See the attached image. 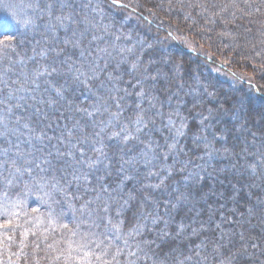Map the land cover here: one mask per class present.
Segmentation results:
<instances>
[{
  "label": "trees",
  "instance_id": "trees-1",
  "mask_svg": "<svg viewBox=\"0 0 264 264\" xmlns=\"http://www.w3.org/2000/svg\"><path fill=\"white\" fill-rule=\"evenodd\" d=\"M40 1H42L41 5L45 2H53V0ZM102 1L109 9L114 10L115 19L125 20V23H120L126 25L133 33L142 35L146 40L140 42L136 39L135 44L141 45L140 53L136 50L120 64L117 72H113L114 75L121 77L117 81L118 87L122 89L118 95L124 97L120 101L122 110L120 122L128 123L130 130L134 131L131 120L135 119L137 111L144 110L148 127L138 133L143 143L133 140L124 145L117 140L107 139V134H104V150L108 154V159L104 163L91 169L84 164H77L76 160L80 159V153L78 149H74L75 159L66 155L61 156L63 161L54 160L58 157L49 159L52 163L42 165L48 168V171L42 175L47 176L48 179L55 176L56 180L66 188V195L72 199V203L77 208L86 201H95L90 208L97 209L94 215V219L100 225L95 229L97 232L105 230L106 221L101 219L105 216L112 218L113 221L123 220L125 231L137 223L145 225L143 235L138 236L137 239L154 241L145 245V249L149 256L163 260L164 264H176L177 257L180 259L189 255L195 257L198 243L202 240L207 243L212 238L216 239L227 230L232 236L222 249L225 257L231 259V264H262L264 251L252 245L261 243V246L264 243V232L257 228L262 221L264 208L254 205L255 191L250 190V193L248 190L246 192L238 190L235 195L229 185L231 181L234 183L236 180L245 182V179L251 178V175H237L228 167L221 174L215 175V172L212 173L207 167L212 163L213 170L224 168L228 164L227 161L218 160L215 154L221 155L222 151L231 153L234 150L240 151L242 143L250 134H264V58L250 60L249 55L239 56L237 52L239 50L225 49L227 53L237 58V62H241V65L234 63H229L227 67L218 65L214 59L197 54L181 44L180 40L178 41L179 36L176 33H186L190 35L189 39L194 45L224 47L217 41L200 42L203 36L207 37V30L205 31L200 21L195 18L190 19L182 16L181 13H172L171 17L168 16L167 22L158 24L156 23L158 19L155 20V12L151 13L156 7L152 0L144 1L143 9H138L137 5L129 0H125L128 5L122 4L123 2H120V5H112L111 0ZM251 1L254 2L248 9H241L239 5L237 8L228 9L241 14V17L233 18V23L239 22L245 27L247 33L253 36V39L249 37L252 42L258 41L255 45L249 43L248 37L244 40L235 38L234 44L237 47L244 43L249 47H261L260 43H264V0ZM65 2L73 7L82 4L80 0H65ZM159 2L163 3V0ZM57 8L59 9V7L54 9L55 14L58 12ZM254 10L255 12H252ZM147 25L158 34L173 40L175 47L164 49L157 43H150L146 35L148 30H145ZM230 26L228 27L230 34H237L235 29L238 26ZM257 27L260 29V34L254 37L252 30ZM127 28L122 26L121 30L128 33ZM172 28L175 32H170ZM222 28L217 25L214 31L222 34ZM59 46L45 51L46 56H41L40 52L26 56L22 54L23 49L26 48L20 46L14 47V51L8 50L7 53L10 54L2 58L0 71L11 68L7 73L9 87H19V84H12L11 81L23 82L24 76L21 73L31 76L33 70L42 65L55 63L56 67L65 68L66 66L61 65L59 61L69 57L70 50L69 47ZM60 49L64 51L57 57L56 52ZM77 57L73 56L72 60H76ZM133 63L138 65L136 70L131 68ZM115 66V64L110 65V69H114ZM145 68H147L146 73ZM243 69L252 72L256 78L250 75L248 79L242 77L240 73ZM227 72H230L232 77L226 81L221 79L224 76L219 77L223 74L227 75ZM145 75L149 78L145 79ZM45 79L52 81L55 87L63 89L62 98L57 97L44 83ZM95 83L90 82V85ZM249 83L253 86L250 87ZM123 89H127V93L130 94H126ZM141 89L145 92L142 102L138 101L137 96ZM189 89L194 92L191 93ZM197 89L201 92L199 93ZM29 93H19L18 95L24 98L11 99L9 103L20 104L19 108L13 109V120L19 118L20 125L27 123L34 130L33 136L52 137L51 140L45 138L43 143L35 139L32 140L31 145L21 143V151L32 150L37 158L39 152L43 153L45 150L56 152V149H59L62 153L69 152L71 147L67 143L69 130L73 131L75 137H79L82 135L79 129L83 128L84 134L91 137L99 130L96 125L100 121L109 119L108 112L101 110V114L94 111L97 104L96 96L88 90V87L74 81L70 74L41 77L40 88L32 90L29 85ZM104 95L108 94L105 92ZM6 96L7 89L0 94V99ZM49 101L52 103L50 104ZM138 102L140 109L136 107ZM236 103L239 107H236ZM108 104L110 112L117 111L114 101L109 100ZM152 104H155V107H152ZM3 107L4 105H0V109ZM89 112H94V115L89 116ZM169 119L173 121L172 124H169ZM181 123L185 127L182 129L183 135L178 136L177 129H180ZM20 125L14 123L10 125L19 128V132L10 137L12 144L0 139V150L12 148L15 151L13 145L17 143V137L20 141H24L29 136L28 130ZM119 128L120 124L114 123V127L109 128L108 131H118ZM207 129L211 134L202 140L201 136ZM61 139H64L65 143H60ZM149 142L154 148V152H150L147 158L151 163L141 155L144 144ZM173 143L175 149L169 153L168 145ZM37 148L42 151H35ZM78 148H82L86 157L93 160L98 155L91 143L80 144ZM209 151L213 153L211 157L207 155ZM165 154L168 155L167 159H164ZM133 157H135L133 164H124V160ZM187 161L190 163L185 167ZM32 168L33 175H37L39 170L35 169V164ZM168 171L172 172L171 176L168 175ZM73 172L81 179L74 180ZM189 173L193 175L189 176ZM84 174H88L87 181L83 179ZM29 181L30 177L27 174L10 187H6L3 180H0V199L7 193L6 203L17 205L10 210L16 215H0V238L8 242L9 252L17 254L11 263L9 261L6 264H52V256L58 253H53L47 245L59 240L61 231L58 228L54 232L51 230L48 222L49 205L56 213L61 211L68 213L63 218L64 222L71 220V213L64 203V195L56 194L55 199L60 203H54L38 187L27 191L25 183ZM101 185L106 186L108 191L101 192ZM157 185L159 187H156ZM98 193L100 199L96 201ZM181 193L186 199H177ZM105 205L109 209L108 213L103 211ZM249 209H252L251 214ZM141 213H144L143 217ZM84 219L86 220L87 217ZM153 219L156 220L155 223ZM180 226H183V231H180ZM200 227L204 228L200 229ZM194 229L200 230L194 233ZM162 231L167 232L168 236L162 237L160 235ZM241 234L244 235L243 240L240 238ZM243 243L245 250L238 248V245ZM250 248H256L254 255L248 253ZM194 262L195 260L186 261L185 264H195ZM139 264H152V259H142Z\"/></svg>",
  "mask_w": 264,
  "mask_h": 264
},
{
  "label": "snow or ice",
  "instance_id": "snow-or-ice-1",
  "mask_svg": "<svg viewBox=\"0 0 264 264\" xmlns=\"http://www.w3.org/2000/svg\"><path fill=\"white\" fill-rule=\"evenodd\" d=\"M245 3L248 7H251V3H249L248 0H245ZM57 4L61 9V14L59 15L54 12ZM111 4L120 5V0H111ZM0 5H3L6 8L15 9L12 16L16 20V23L25 31H35L38 28L36 20L43 19V16L47 15L48 23H46L44 27L49 33H51V38L53 40L56 38L58 30L63 29L67 31L68 22L76 24L77 27L73 28L71 37L66 36L63 39V44L65 48L70 46L72 49L79 50L78 61L72 60L70 56L59 61L61 65L66 66L65 68L56 67L54 63L53 65H42L41 67L34 69L31 76H28L27 73H21V75L24 76L23 82L17 80L11 81L12 84H19V87L16 88L9 87L7 73L11 71V68H4L0 71V85H2V87H0V94H3L7 89V96L4 99H0V105H4V107L0 109V139L12 144L10 137L17 135L19 132V128L11 127L10 125L13 123L15 125H20L19 118L13 120V109L19 108L20 104H10L9 101L11 99H23L24 97L18 94L29 93V85L32 90L39 89L41 77L70 74L74 81L88 87V90L96 96L97 104L95 105L94 111L102 114L101 110H103V112L109 113V119L106 121H100L99 124L96 125L99 130L94 132L91 137L84 134L83 128L79 129L82 133L79 137H75L72 130L68 131L67 143L71 148L78 149L80 153V159L76 160L77 164H84L91 169L104 163V161L108 159V154L104 150L103 144L104 134H107V139L117 140L124 145L129 144V142L133 140L143 143V141L140 140L138 133L148 127L144 110L140 109V102H138L136 107L140 110L137 111L135 119L131 120L134 131L130 130L128 123L120 122V116L122 115L120 101H122L124 97L118 95L122 89L118 87L117 81H119L121 77L113 74V72L119 70L120 64L125 62L124 52H131L132 50L119 48L114 42L111 45H106L104 47H100L99 45H96L95 48L91 47L96 41L103 40L102 35H96L97 32H108L107 25H101L94 19V17L89 15V10L100 15L98 4L96 7H92V0H87V3L79 6L83 10V14L79 11H69L66 14L63 13V9H71L73 7V5L67 4L65 0H53V2L43 3V5H41L40 0H21V2L16 5H4V0H0ZM213 6L219 7L222 12L227 11L229 8L238 7L237 0H231V3L226 5ZM201 7L204 6L201 5ZM29 11H31L32 15H28ZM37 13H39V15H37ZM233 15H235V13H233ZM75 16H80L78 22L75 20ZM79 25H83V27H80ZM89 33H92L91 39L88 40V45H84L83 42L87 39V34ZM119 39V36L115 37V40ZM8 50L14 51V46L8 41L0 42V62H2V58L7 55ZM63 51L64 49L57 51L56 56L59 57ZM113 52L118 53L120 59L115 68L109 71L110 61L116 59V57L113 56ZM40 55L46 56V52L42 50ZM21 63H23V61H21ZM137 67L138 65L135 63L131 65L133 70H136ZM146 72L147 68H145V73ZM144 78L148 79L149 77L145 75ZM150 78L155 79V77ZM90 82L96 83L90 85ZM44 83L51 88L57 97H63L64 93L61 87H55L53 82L48 79H45ZM137 83H140V81H137ZM123 91L126 94H130L127 93V89H123ZM105 92L108 94L107 96L104 95ZM137 96L138 101L142 102L145 96L144 90L141 89L137 93ZM109 100L115 102L117 107L116 112L109 111ZM49 103L51 104L52 102L49 101ZM149 103H151V101H149ZM152 107H155V104H152ZM77 111H80V109H77ZM88 115H94V112H89ZM205 119H207V117H205ZM114 123L120 124L119 130L109 132L108 129L113 128ZM172 123L173 121L169 119V124ZM201 123H203V121H201ZM20 127L27 129L29 136L26 137L24 141H20L17 137V143L13 145L15 151H13L12 148L0 150V178H2L6 187H10L15 181L23 178V176L27 174L30 177V181L25 183V189L27 191H31L33 187H38L41 191H44L45 196L54 203H60L59 200L55 199L56 194L64 195V203L67 204L69 212L71 213L70 221L64 222L63 219L68 213L64 211L56 213L51 205H49L50 211L48 212V222L51 226V230L54 232L58 228L61 231V238L59 240H54L52 244L47 245L53 253H58L52 256V264H139V262L145 258L152 259V264H164L163 260L154 259L149 256L148 251L145 249V245H149L154 241H141L137 239L138 236L143 235L145 225L137 223L128 231H125L123 220L113 221L112 218L105 216L101 218L106 221L105 230L103 232L95 231V229L100 227L96 222V219H94L97 209L90 208V205L95 201H86L84 205L77 208L72 203V199L66 195V188L60 184L59 180H56L55 176L48 179L47 176L42 175L48 171V168L43 167L42 165H51L52 162L48 159V156H52L53 153L49 152L48 156L37 158L32 150L27 152L21 151V143H28L31 145L33 139L43 143L45 138L51 140L52 137H45L44 135L33 136L32 133L34 130L27 123L20 125ZM184 127L185 125L181 123L180 129H177L178 136L183 135L182 129ZM73 140H75V142H73ZM60 143H65L64 139H61ZM87 143H91L93 150L98 154L94 160L90 157H86L84 150L78 148V145ZM208 147L211 146L208 145ZM174 149L175 143L168 145L169 153ZM35 151H42V149L37 148ZM150 152H154L151 142L144 144V148L141 149V155L147 160ZM212 154L211 151L207 153L209 157H211ZM65 155L69 158L75 159L71 151L62 153L59 149H56V157ZM167 158L168 155L165 154L164 159ZM121 159H123V157H121ZM37 160L39 162H37ZM134 160L135 157L129 160H124V164L131 165ZM147 162L151 163V160H147ZM188 163H190V161L185 162V167ZM33 164H35V169L39 170V173L35 176L33 175ZM260 165L264 166V155L261 156ZM105 167H107V165H105ZM121 170L123 171V164L121 165ZM251 170L255 173L256 166H252ZM181 171H183V168ZM168 175L171 176L172 172L168 171ZM191 175H193V173H189V176ZM72 176L74 180L81 179V177L77 176L75 172L72 173ZM83 179L87 181L88 174H84ZM156 187H159V185ZM100 191L107 192L108 189L106 186L101 185ZM7 199V193H5L3 198L0 199V215H16L15 212H11L10 210L17 205L14 203H6ZM76 199H79V197H76ZM99 199L100 194L98 193L95 200L98 201ZM177 199L183 200L186 199V197L181 193ZM103 211L108 213L109 209L107 205L103 207ZM251 213L252 209H249V214ZM117 215H119V213H117ZM140 215L143 217L144 213H141ZM85 217H87L86 220L84 219ZM144 218L146 219V217ZM155 222L156 220L153 219V223ZM217 227H219V225H217ZM180 231H183V226H180ZM195 231L196 230L194 229L193 232L195 233ZM177 234H179V232ZM160 235L166 237L168 236V233L162 231ZM240 238L243 240L244 235L241 234ZM45 239H47V237H45ZM221 239H223V235L221 236ZM213 251L219 253V247H214ZM196 256H200V253L197 252ZM204 259H206V257L200 258L201 261ZM193 260H195V257L191 255L185 256L183 259L177 257L176 264H185L186 261ZM0 264H3V261H0ZM197 264H200V261H197ZM220 264H231V259L229 258L227 262L221 260ZM262 264H264V262H262Z\"/></svg>",
  "mask_w": 264,
  "mask_h": 264
},
{
  "label": "rangeland",
  "instance_id": "rangeland-1",
  "mask_svg": "<svg viewBox=\"0 0 264 264\" xmlns=\"http://www.w3.org/2000/svg\"><path fill=\"white\" fill-rule=\"evenodd\" d=\"M82 4L87 3V0H80ZM132 1L133 4L135 3L137 5L138 9H143V4H145L144 1H149V0H129ZM151 1V0H150ZM154 2V5L156 6L155 9L151 10L152 12H155V20L156 23L162 24L164 21L167 22L168 16L171 17L170 15L175 14H180L185 17L195 18L197 21H200L202 27L204 30H207V37L203 36L200 40V42L204 43L203 40H212V41H217V43H222L219 45H222L224 47H217V46H197L194 45L192 40L189 39L190 35L186 33H176L179 36L178 41L180 40V43L184 44L186 48L190 50H194L197 54H203L206 57H209L211 59H214L215 63L218 65H223L226 66L229 63H234L237 65H241V62H237V58L232 54L227 53L225 49H231V51L239 50L238 55L239 56H246L249 55L250 60L254 59L256 60L257 58H264V43H260L261 47H249L246 43L239 45V47L235 46V38L244 40V38L248 37L249 43L252 42L250 39L253 37L247 33V29L245 27L241 26L240 23L238 22L237 24L233 23V18H238L239 16L241 17V14H237L235 10H227V11H221L219 7H214L213 5H226L231 3V0H163V3L159 2L158 0H152ZM21 0H4V5H16L19 4ZM42 3V1H40ZM120 2H123L122 4L128 5L125 0H120ZM249 3H253L254 1L248 0ZM80 3V4H81ZM169 3V4H168ZM99 5V11L100 15H97L94 12H91L89 10V15L91 17H94L96 21H98L101 25H107L108 26V32H97L96 35H102L103 40H98L96 41L93 45H91L92 48H95L96 45H99L100 47H104L106 45H111L113 42L122 49H131V52H124V59L132 56L134 52L137 50V53L141 51V45L135 44L136 39L138 41H146L145 38H142V35H138L136 33H133L132 30H128L127 26L124 24H121L120 22H126L125 20H118L117 18L115 19V12L114 10L112 11L109 9L104 1L102 0H92V7H96V5ZM203 5L204 7H201ZM237 5H239V8L241 9H248L249 7L245 3V0H237ZM80 6V5H79ZM73 7L70 10L63 9V13H67L69 11H79L81 14H83V10L80 7ZM57 7L59 5L57 4ZM58 9V8H57ZM231 9V8H230ZM15 11L13 8H6L3 5H0V42L8 41L10 42L14 47H25L26 49H23L24 55L28 56L33 55L34 53L41 52L42 50L44 51H49L50 49H54V47H60L59 45L64 46L63 44V39L67 37H71L72 30L73 28L77 27L76 24H73L71 22H68V29L67 31L60 29L57 31L56 38L53 40L51 38V33H49L44 25L48 23V18H45L43 16V19H37L36 23L38 25V28L35 31H25L21 28L20 25L16 23V20L13 18L12 13ZM252 12H255L252 11ZM235 13V15H233ZM61 14V9H58L57 15ZM142 14V13H141ZM28 15H32L31 11L28 12ZM39 15V13H37ZM47 16V15H46ZM75 20L78 22L80 20V16H75ZM205 18V20H204ZM249 18V17H248ZM153 19V18H152ZM166 19V20H165ZM153 20V23L154 21ZM217 25L221 26L223 33L220 34L219 32L216 33L214 31V27ZM230 25H233V27H237L235 29L236 33L229 32V28L231 27ZM80 27H83V25H79ZM125 26L128 30V33H125V30H121V27ZM145 30H148L146 32L148 41L150 43H157L159 47H163L166 49V47H175L174 41L170 40V38L165 37L164 35L158 34V32H155V30H152L149 25L145 26ZM217 30V29H216ZM175 32L173 28L170 30V32ZM260 29L258 27L256 29L252 30V34L255 36H258L260 34ZM200 34V33H199ZM92 33L87 34V39L84 40V45H88V40L91 39ZM119 36V40H115V37ZM251 37V38H249ZM12 38V39H9ZM253 39V38H252ZM199 40V39H198ZM192 41V42H191ZM39 42V43H37ZM258 41L254 40L251 44L257 45ZM193 44V45H192ZM206 44V43H205ZM196 46V47H195ZM235 46V47H234ZM252 46V45H251ZM129 47V48H126ZM135 47L137 49H135ZM70 54L69 56L71 59H73V56H78L76 60L79 59V50L77 49H72L69 46ZM111 50V49H110ZM74 52V54H73ZM243 53V54H242ZM245 53V54H244ZM10 53H7L9 55ZM261 54V55H258ZM231 55L233 57H231ZM113 56L116 57V59H113L110 61V65L112 64H117L118 60L120 59V56L118 53L113 52ZM227 67V66H226ZM244 68V66H243ZM109 71L111 69L109 68ZM240 73V72H239ZM227 75H221L219 76L223 80H227L228 78L232 77L230 75V72L226 73ZM242 77H253V73H249L245 71L244 69L240 73ZM250 75V76H249ZM252 83V81H250ZM250 87L253 86L250 84ZM193 84V83H192ZM83 85V84H81ZM248 85V86H249ZM84 86V85H83ZM193 86L196 87L195 84ZM260 86V85H259ZM86 87V86H85ZM239 87V86H238ZM261 87V86H260ZM248 88V87H247ZM264 88V86H263ZM196 90V88H195ZM191 93L194 91L192 89H189ZM197 91L200 93V89H197ZM236 107L238 106V103L235 104ZM234 105V106H235ZM239 107V106H238ZM239 131V130H238ZM211 132L207 129L204 130V133L201 136L202 140H205V138H208L210 136ZM70 151L73 153L74 148L70 147ZM52 152V156H48V153ZM264 155V134H250L244 143H242V147L240 151H233L231 152H225L222 151V154H215V158L218 160H226L229 166L225 165L224 168H219L217 170H213V165L212 163L208 164L207 169L215 172L217 174H221L224 169H228L232 172H235L237 175H251V178L245 179L246 181H237L229 183L230 188L232 190V193L236 195V192L238 190H241L242 192H246L247 190L250 192V190L255 191V199L253 202L254 205H260V207L264 208V166L260 165V159L261 156ZM39 158L43 156H48V159H54L55 152L53 151H48L45 150L43 153L39 152L38 154ZM55 161H63L61 157H58L57 159H54ZM211 165V166H210ZM252 166H256V171L255 173L252 172ZM228 167V168H227ZM2 178H0L1 180ZM251 193V192H250ZM234 195V196H235ZM203 199V198H202ZM261 223L258 224L257 228L259 230H262L264 232V214L261 215ZM247 222V221H246ZM241 224V223H240ZM256 226V225H255ZM245 229L247 227L244 225ZM243 227V228H244ZM204 227H200V229H203ZM197 229L195 233L200 230ZM194 234V233H193ZM223 235V239H221V236ZM221 236L216 237V239L212 238L210 239L207 243L205 240H202L200 243L197 244L196 247V253L199 252L200 256H196L195 253V264H197V261H200V264H220L221 260H225L227 262L228 258L225 257V252H224V246L226 243L229 241V237H231V232L228 230L225 231L224 233L221 234ZM257 241V240H256ZM7 241L2 240L0 238V261H3V264H6L7 262L11 263V260L16 258L17 254H14L12 252H9V246L7 244ZM253 244V243H252ZM257 243L253 244L252 247H255V245L258 247V249H262L264 251V243L263 245L260 246ZM199 246V247H198ZM238 248H242L245 250V245L244 243L242 245H238ZM214 247H219V253L214 252L213 248ZM223 248V249H222ZM256 252V248H250L248 253L254 255ZM201 257H206L203 261L200 260ZM230 257V256H228Z\"/></svg>",
  "mask_w": 264,
  "mask_h": 264
}]
</instances>
